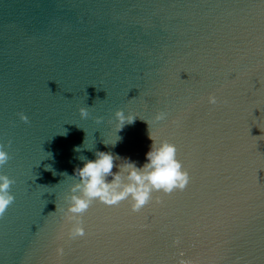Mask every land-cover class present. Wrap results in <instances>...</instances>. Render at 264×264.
Instances as JSON below:
<instances>
[{
    "label": "water",
    "instance_id": "95a60500",
    "mask_svg": "<svg viewBox=\"0 0 264 264\" xmlns=\"http://www.w3.org/2000/svg\"><path fill=\"white\" fill-rule=\"evenodd\" d=\"M117 111L135 122L117 132ZM262 130L264 0H0V264H264ZM150 134L185 190L94 201L69 240L74 170L97 151L142 167Z\"/></svg>",
    "mask_w": 264,
    "mask_h": 264
},
{
    "label": "clouds",
    "instance_id": "9594fccd",
    "mask_svg": "<svg viewBox=\"0 0 264 264\" xmlns=\"http://www.w3.org/2000/svg\"><path fill=\"white\" fill-rule=\"evenodd\" d=\"M208 103L216 105L218 103L217 97L210 95ZM79 114L82 119L89 116V112L85 108H81ZM166 116V113L160 112L155 116V121H163ZM115 118L117 132L121 131L126 124H133L136 119L132 115L126 116L123 111H117ZM20 120L24 123L29 122L28 117L22 113ZM96 123L100 124L102 120L97 118ZM147 124L149 125L148 122ZM149 138L153 143L146 154L147 163L142 167H137L134 162L124 160L123 164L119 165V170L114 173L115 161L120 158L108 152L97 151L94 161L84 159L82 160L84 161L83 167L74 170L73 176L79 179V183L71 189L73 194L67 198L70 206L64 214L66 223L72 224L67 232L69 240L85 237L82 217L94 201L108 207H114L128 200L131 212L139 213L150 203L153 193L162 192L165 195H170L173 192L185 190L190 177L188 172L183 170L182 163L177 159L176 146L167 141H162L157 145L151 134ZM4 147L3 144H0V167L4 166L10 159ZM109 177H111V182H109ZM13 184V180L0 175V218L4 217L7 209L14 203L15 198L10 194V188ZM155 202L156 204L162 203L159 198ZM59 238L63 239V231ZM174 243L178 245L180 240L177 239ZM56 255L62 257L64 248L58 247ZM179 264H192V262L180 260Z\"/></svg>",
    "mask_w": 264,
    "mask_h": 264
}]
</instances>
